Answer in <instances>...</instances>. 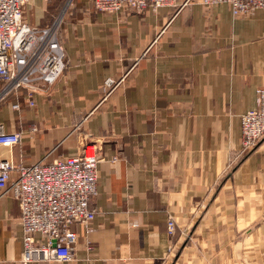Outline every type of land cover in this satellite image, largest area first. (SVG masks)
Instances as JSON below:
<instances>
[{"label":"crops","instance_id":"obj_1","mask_svg":"<svg viewBox=\"0 0 264 264\" xmlns=\"http://www.w3.org/2000/svg\"><path fill=\"white\" fill-rule=\"evenodd\" d=\"M184 1L108 13L78 0L88 9L58 28L61 75L33 106L25 90L0 102V126L20 134L0 158L50 163L84 145L98 158L95 217L70 226L74 259L31 264H264V138L230 166L264 87V8L234 17ZM36 8L32 25L52 23ZM19 216L0 193V264H21Z\"/></svg>","mask_w":264,"mask_h":264},{"label":"built area","instance_id":"obj_2","mask_svg":"<svg viewBox=\"0 0 264 264\" xmlns=\"http://www.w3.org/2000/svg\"><path fill=\"white\" fill-rule=\"evenodd\" d=\"M30 1L0 0V101L25 90L28 105L33 106L32 94L40 86L56 81L66 66V55L56 20L44 27L24 20V9ZM189 1L185 0L181 6ZM91 3L95 11L108 13L180 5L177 0H91ZM199 4L204 7L226 4L234 17L264 8V0H199ZM105 85L111 87L113 80L107 79ZM12 108L19 106L14 104ZM240 124L241 147L230 166L250 154L264 138V87L256 90L255 108L240 116ZM19 142L20 134L6 133L0 126V147L12 149ZM97 164L94 150L87 145L75 156L50 163L15 165L11 159L0 158V193L10 191L20 211L21 264L74 259L77 235L70 226L77 224L87 230L95 217L96 209L90 205V199L97 194ZM166 227L169 236H173L175 226L170 217ZM171 250L170 247L169 253Z\"/></svg>","mask_w":264,"mask_h":264},{"label":"rangeland","instance_id":"obj_3","mask_svg":"<svg viewBox=\"0 0 264 264\" xmlns=\"http://www.w3.org/2000/svg\"><path fill=\"white\" fill-rule=\"evenodd\" d=\"M38 1L40 3H35V2L31 3V1H30V3L25 6L24 20L27 21L28 23H31V24L34 23L31 20V18L34 17L32 12H30L31 6L37 7L36 8L37 11L35 12L36 14L40 8V11H42V13H43V18H42L43 23H44V21H47V17H49V18L51 17V20L53 19L52 23L56 20V23L57 24L59 23L61 25L62 23H64L65 16L70 14V12L72 10L81 9V8L88 9V5H89V4H86V7H85L83 2H79L78 4H76L78 2V0H38ZM92 10H94L93 6H92ZM50 24L51 23H49L48 25H50ZM58 33H59V30H58ZM11 95H15V94H11ZM11 95H9L8 98Z\"/></svg>","mask_w":264,"mask_h":264},{"label":"bare ground","instance_id":"obj_4","mask_svg":"<svg viewBox=\"0 0 264 264\" xmlns=\"http://www.w3.org/2000/svg\"><path fill=\"white\" fill-rule=\"evenodd\" d=\"M61 18V17H60Z\"/></svg>","mask_w":264,"mask_h":264}]
</instances>
